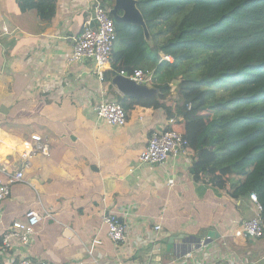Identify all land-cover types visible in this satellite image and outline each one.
Returning <instances> with one entry per match:
<instances>
[{"label":"crops","instance_id":"crops-1","mask_svg":"<svg viewBox=\"0 0 264 264\" xmlns=\"http://www.w3.org/2000/svg\"><path fill=\"white\" fill-rule=\"evenodd\" d=\"M56 1L49 23L34 3L0 0V135L39 134L50 145L2 202L0 264H264V237L234 234L256 216L254 202L196 183L190 154L162 167L140 165L166 124L159 112L139 109L137 123L118 129L95 117L92 106L106 87L92 62H70L72 38L83 33L94 0ZM128 209L136 235L116 248L103 215ZM29 211L51 218L28 247L4 248V235Z\"/></svg>","mask_w":264,"mask_h":264},{"label":"trees","instance_id":"trees-1","mask_svg":"<svg viewBox=\"0 0 264 264\" xmlns=\"http://www.w3.org/2000/svg\"><path fill=\"white\" fill-rule=\"evenodd\" d=\"M16 1L34 3L44 22L56 16V0ZM136 1L153 41H145L141 27L113 19L107 99L122 106L127 122L139 109L173 119L168 128L188 143L193 180L236 201L255 194L264 228V0ZM103 4L112 9L114 0ZM136 69L153 72L156 94L148 99L114 89L119 71Z\"/></svg>","mask_w":264,"mask_h":264},{"label":"built area","instance_id":"built-area-1","mask_svg":"<svg viewBox=\"0 0 264 264\" xmlns=\"http://www.w3.org/2000/svg\"><path fill=\"white\" fill-rule=\"evenodd\" d=\"M90 17L87 25L80 36L73 37V54L70 58L71 63H81L90 61L95 67V73L101 83H103L104 73L110 69L113 62V48L116 38L114 20L110 15V9L106 8L100 0H94L88 7ZM94 27H91L92 23ZM7 35L8 31L5 30ZM1 46V42H0ZM162 61L173 62L171 56L163 55ZM119 75L127 77L140 85L150 87L153 81V72L136 69L131 74L119 71ZM192 105L187 104L186 110H191ZM95 117L102 121L109 128H125L127 117L124 109L115 101H109L104 93L102 97L92 106ZM171 119L166 122L160 132L154 133L149 139L145 150L139 156L140 165L162 167L171 158H177L182 154H188V143L183 135L173 131L168 127L174 124ZM50 145L44 142L39 134H28L26 136L15 132H10L5 136L0 135V215L2 213V202L10 194V186L26 182V172L31 169L32 161L39 156H49ZM11 159L22 162L20 168H13ZM14 169V171H12ZM173 185L171 181L169 183ZM250 198L257 207L256 216L243 223L242 227L235 231V236L240 238L246 235L252 239L264 237L263 220L261 213L263 207L259 204L255 194ZM133 212L128 210H110L103 215L104 223L108 229V236L111 242L117 247L128 246L136 235V230L132 225L131 218ZM48 212L38 213L29 211L23 217L14 222L11 230L3 237V247L11 249L15 243L23 247H28L37 234L41 224L50 219ZM161 227H156L160 231ZM92 255V253H90ZM11 264H51L37 263L31 260L13 261ZM73 264H83L82 262ZM120 264V263H119Z\"/></svg>","mask_w":264,"mask_h":264},{"label":"water","instance_id":"water-1","mask_svg":"<svg viewBox=\"0 0 264 264\" xmlns=\"http://www.w3.org/2000/svg\"><path fill=\"white\" fill-rule=\"evenodd\" d=\"M110 15L114 20L128 25L139 26L144 31L145 41L152 44V37L146 24L144 16L138 8L136 0H114V6L110 10ZM93 22L91 27H94ZM113 86L118 92L130 98H150L156 94V90L146 85H140L135 81L118 75L112 81Z\"/></svg>","mask_w":264,"mask_h":264},{"label":"rangeland","instance_id":"rangeland-1","mask_svg":"<svg viewBox=\"0 0 264 264\" xmlns=\"http://www.w3.org/2000/svg\"><path fill=\"white\" fill-rule=\"evenodd\" d=\"M59 107V106H58ZM60 114V112L58 113V115ZM58 115L56 116V117H58ZM54 119V118H53ZM137 121H138V117L136 116V114L131 118V123H137ZM58 129L60 130L61 129V127H58ZM63 129V128H62ZM63 131V130H62ZM44 142H45V140H44ZM101 264V263H100Z\"/></svg>","mask_w":264,"mask_h":264},{"label":"clouds","instance_id":"clouds-1","mask_svg":"<svg viewBox=\"0 0 264 264\" xmlns=\"http://www.w3.org/2000/svg\"><path fill=\"white\" fill-rule=\"evenodd\" d=\"M151 87V86H150Z\"/></svg>","mask_w":264,"mask_h":264}]
</instances>
